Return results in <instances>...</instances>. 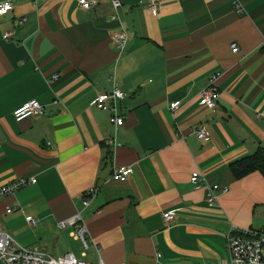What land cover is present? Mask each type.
<instances>
[{
	"label": "crops",
	"instance_id": "0c3cea01",
	"mask_svg": "<svg viewBox=\"0 0 264 264\" xmlns=\"http://www.w3.org/2000/svg\"><path fill=\"white\" fill-rule=\"evenodd\" d=\"M10 1L0 15V187L28 181L0 198V227L26 248L105 264H155V252L163 264H232L229 230L264 229V179L228 167L264 147V0H158L155 13L147 0ZM121 28L119 52L109 33ZM213 73L210 109L199 92ZM112 81L124 93L117 126L92 104ZM31 98L42 112L16 121L12 110ZM118 166L130 167L123 181ZM77 212L85 244L58 226Z\"/></svg>",
	"mask_w": 264,
	"mask_h": 264
},
{
	"label": "built area",
	"instance_id": "2783aa9c",
	"mask_svg": "<svg viewBox=\"0 0 264 264\" xmlns=\"http://www.w3.org/2000/svg\"><path fill=\"white\" fill-rule=\"evenodd\" d=\"M36 1V0H35ZM81 8H89L94 4L93 0H76ZM158 0H147L145 6L152 13L157 10ZM119 0H111L113 9L119 6ZM11 9L10 0L0 1V15L7 13ZM114 15V14H113ZM4 37L9 36V32H5ZM109 40L114 48L121 52L123 51L127 36L121 28L109 33ZM231 52L237 51V46L234 43L230 44ZM217 74L213 73L209 76L207 84L199 92V103L203 106L214 109L218 96V88L216 85ZM124 97L123 91L112 81L111 86L107 90L98 92L92 101V104L100 110L107 112L111 122L117 126L123 121L122 115L118 113V102ZM179 106V101L174 100L169 102L168 110L171 114ZM42 112V105L34 98H31L20 104L12 110V115L16 121L25 117L34 116ZM196 138L203 139L206 136L205 127L203 125L196 126L192 129ZM108 144H113V138L107 139ZM130 173L129 166H118L112 171V176L118 180H125ZM190 181L194 184L200 179L197 171H191L189 175ZM28 181L27 178H18L0 187V198L11 193L15 189L24 185ZM29 181L34 182V178ZM220 186L213 184L207 187L206 199L209 205H213L217 200L216 190ZM223 191L226 188H222ZM90 191L82 194V201L85 206L88 205V195ZM14 209L8 206L7 210ZM163 218L168 221L172 218V212H164ZM27 221L30 224L34 223V218L28 217ZM59 227H73L72 235L80 239L85 244L86 226L79 212L65 218L58 223ZM227 249L232 264H264V229L253 228H236L232 227L226 235ZM0 264H105L101 259L97 261H88L83 258L76 257L73 253H64L54 255L43 250L29 249L18 242L12 236L0 227ZM125 264V263H120ZM155 264H163L161 254L155 252ZM205 264H215L207 262Z\"/></svg>",
	"mask_w": 264,
	"mask_h": 264
},
{
	"label": "trees",
	"instance_id": "16d2710c",
	"mask_svg": "<svg viewBox=\"0 0 264 264\" xmlns=\"http://www.w3.org/2000/svg\"><path fill=\"white\" fill-rule=\"evenodd\" d=\"M228 167L234 178L257 171L264 179V147H257L252 153L234 159Z\"/></svg>",
	"mask_w": 264,
	"mask_h": 264
}]
</instances>
